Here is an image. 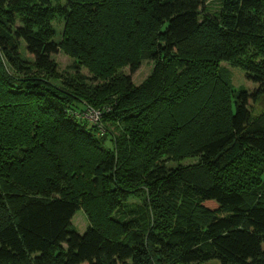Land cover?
<instances>
[{"label": "trees", "instance_id": "obj_1", "mask_svg": "<svg viewBox=\"0 0 264 264\" xmlns=\"http://www.w3.org/2000/svg\"><path fill=\"white\" fill-rule=\"evenodd\" d=\"M261 99L264 0H0V264H264Z\"/></svg>", "mask_w": 264, "mask_h": 264}, {"label": "rangeland", "instance_id": "obj_2", "mask_svg": "<svg viewBox=\"0 0 264 264\" xmlns=\"http://www.w3.org/2000/svg\"><path fill=\"white\" fill-rule=\"evenodd\" d=\"M57 26L60 28V24L57 23ZM55 62L59 65V69L62 71H69V66L72 64V60L65 54H58L54 57ZM223 74H224V81L228 83L230 88L234 91H248L252 92L256 89V86L253 83L247 81L245 74L242 70L238 68H232L229 64H223ZM152 66L150 63H145L138 72L132 75V80L135 85H140L145 81L149 74L151 73ZM126 74L129 73L127 69L124 70ZM130 74V73H129ZM128 74V75H129ZM261 103L257 106L255 104L253 106V112H259L262 110V105H264V99H261ZM262 107V108H261ZM187 164V163H186ZM75 218V219H74ZM73 225L78 231L79 234H83L87 227L88 222L85 214L82 211L77 212L76 216L74 217ZM207 264H220L219 262L213 261Z\"/></svg>", "mask_w": 264, "mask_h": 264}, {"label": "built area", "instance_id": "obj_3", "mask_svg": "<svg viewBox=\"0 0 264 264\" xmlns=\"http://www.w3.org/2000/svg\"><path fill=\"white\" fill-rule=\"evenodd\" d=\"M106 111H107L106 109L100 111H91L88 112L85 117H87L88 119L94 122H97L103 116V114H105Z\"/></svg>", "mask_w": 264, "mask_h": 264}]
</instances>
